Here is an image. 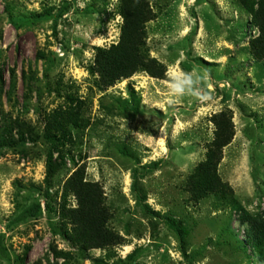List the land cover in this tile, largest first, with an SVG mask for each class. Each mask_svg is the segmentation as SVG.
<instances>
[{
  "label": "rangeland",
  "instance_id": "rangeland-1",
  "mask_svg": "<svg viewBox=\"0 0 264 264\" xmlns=\"http://www.w3.org/2000/svg\"><path fill=\"white\" fill-rule=\"evenodd\" d=\"M145 1L144 50L165 77L138 72L105 87L92 70L98 50L120 40L121 0H0V132L11 126L16 143L0 148V264L54 263V250L69 253L68 264H264L240 222L264 215V60L250 49L257 29L238 0ZM193 69L207 73L198 87L210 99L170 97L169 78ZM220 113L234 133L217 167L231 205L213 195L196 202L188 187ZM50 126L66 140L47 185ZM79 168L101 186L107 228L122 239L86 256L63 234L66 209L77 207L65 184ZM36 203L38 218L15 222Z\"/></svg>",
  "mask_w": 264,
  "mask_h": 264
},
{
  "label": "trees",
  "instance_id": "trees-1",
  "mask_svg": "<svg viewBox=\"0 0 264 264\" xmlns=\"http://www.w3.org/2000/svg\"><path fill=\"white\" fill-rule=\"evenodd\" d=\"M238 2L250 14L251 22L258 32V35L250 41L251 53L255 59L264 60V0L252 2L238 0ZM119 13L123 19L120 40L107 50H98L92 72L99 75L100 81L105 87L113 86L116 82L128 79L138 72H144L155 79H164L166 73L164 67L155 59L150 58L144 50L145 24L150 21V10L147 2L145 0H121ZM133 110L137 111L136 109ZM55 116L63 119L65 114L56 113ZM213 122L215 132L208 148L206 160L189 179L188 187L196 202L213 195L220 203L225 202V204L231 205L234 203L232 190L220 180L217 167L222 159V150L231 143L234 137L233 126L231 118L226 113L215 116ZM72 124L77 126L76 120L72 121ZM55 125H57V122ZM51 128L53 126H50L47 134H45V139L50 146L45 178L47 185H49L55 172L54 154L59 152L60 157L63 158L60 146H64L66 140L65 132L61 130L62 137H57L56 133L51 132ZM54 128L57 130L58 125ZM15 144L12 138V127L5 126L3 131L0 132V148L12 147ZM134 177L133 186L136 188L138 176L134 175ZM68 194L75 197L77 207L66 209L63 218L70 228H66L63 234L73 248L86 256L85 254L90 250L108 249L122 242L118 235L107 228L110 217L104 205V194L101 186L98 183L87 182L83 168L77 169L67 180L65 195ZM49 198L47 191L44 194L45 207L48 211H51L52 208L47 202ZM41 214V205L36 203L25 209L15 222L35 219ZM240 222L246 229L247 244L252 249L257 250L260 257L264 256V215L252 218L247 214H243ZM167 223L177 233H180L174 221L168 219ZM0 251L4 257H7L6 250L2 246ZM135 255L136 253H133L128 259L130 261L134 260ZM53 256L56 261L50 263L47 258L45 260L46 264H57L58 260H64L63 264H68L67 261L70 259V254L64 251L54 250ZM20 263L25 264L23 259L20 260ZM32 264H42V262L36 261Z\"/></svg>",
  "mask_w": 264,
  "mask_h": 264
},
{
  "label": "clouds",
  "instance_id": "clouds-1",
  "mask_svg": "<svg viewBox=\"0 0 264 264\" xmlns=\"http://www.w3.org/2000/svg\"><path fill=\"white\" fill-rule=\"evenodd\" d=\"M195 72V69H193V72L191 73H184L181 71L179 77L169 78L166 82L169 96L179 98L187 94L196 96L202 101L210 99L208 93L198 87L201 80L207 77V73L205 72L204 77H201L199 75H193Z\"/></svg>",
  "mask_w": 264,
  "mask_h": 264
}]
</instances>
